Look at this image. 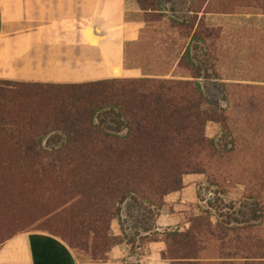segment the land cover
Wrapping results in <instances>:
<instances>
[{
  "label": "trees",
  "instance_id": "trees-1",
  "mask_svg": "<svg viewBox=\"0 0 264 264\" xmlns=\"http://www.w3.org/2000/svg\"><path fill=\"white\" fill-rule=\"evenodd\" d=\"M136 3L139 10L125 19L142 21L143 36L126 38L123 46V66L136 68V75L0 78V246L20 232L41 230L65 241L78 264H104L125 239L123 228L112 227L125 210L135 227L164 242L161 256L169 264H264L262 196L248 194L259 223L214 220L209 207L183 228L158 229L139 217L142 209L163 208L188 174L206 173L219 183V167L235 142L221 147L206 126L227 127L233 105L212 102L205 90L201 51L215 50L220 36L208 15H264V0ZM254 88L262 98L264 86ZM254 107L262 109L264 100Z\"/></svg>",
  "mask_w": 264,
  "mask_h": 264
},
{
  "label": "rangeland",
  "instance_id": "rangeland-1",
  "mask_svg": "<svg viewBox=\"0 0 264 264\" xmlns=\"http://www.w3.org/2000/svg\"><path fill=\"white\" fill-rule=\"evenodd\" d=\"M72 2L80 8V22L73 27L69 43L82 44L87 50L77 64L81 68H89L91 74H114L120 67L126 38L132 40L141 37L143 32L138 30L135 35L133 26L128 25L127 35H124L122 20H103L98 11L106 4L110 15L125 8L132 16V12L139 10L136 0H119V3L117 0ZM91 19L104 26L106 31L102 36L96 34L94 40L88 39L83 33V28ZM208 21L219 28L220 36L215 50L201 51L200 57L207 65L208 77L203 79L205 90L211 92L212 102L217 101L222 105L230 102L233 107L227 110L230 116L227 127L209 121L206 132L221 147L229 148L235 142V149L222 160L218 171L220 176L215 178L217 181L219 179L218 184L210 183V176L206 173L188 174L184 178L185 187L189 186L184 202L179 199L170 201L172 205L151 212L142 209L143 215L139 217L147 219L148 226L158 223L157 215L162 211H173V208L179 213V221L169 227H187L190 216L203 207H209L214 220H226L233 224L242 220L260 222V217L251 218L254 216L250 206L253 199L248 194L264 198V107L258 110L254 107L264 100V96L258 97L254 88L264 86V15L250 12L212 13L208 15ZM236 103L241 106L234 107ZM135 222L134 217L126 215L125 210L122 211V218L113 220V230L121 233L123 228L125 239L115 246L104 264H145L147 261L151 262L149 264H160V260L154 258L140 262L149 253L157 251L158 247H154L151 240L155 233H145L142 226H134ZM164 262L168 263L167 260ZM80 263L90 264V261L83 260Z\"/></svg>",
  "mask_w": 264,
  "mask_h": 264
},
{
  "label": "crops",
  "instance_id": "crops-1",
  "mask_svg": "<svg viewBox=\"0 0 264 264\" xmlns=\"http://www.w3.org/2000/svg\"><path fill=\"white\" fill-rule=\"evenodd\" d=\"M117 1L119 3V0ZM79 11L80 8L75 7L72 0H0V78L83 81L136 75V68L123 66L122 56L119 69L112 75L91 74L89 68H81L77 64L79 58L83 57L82 54L87 52L82 44L69 43L72 40L70 35L73 33V27L80 22ZM98 13L103 20H122L124 35L128 25L133 26L135 35L143 26V22L139 20L127 21L125 8L110 15L106 4H103ZM83 31L91 40L95 39L96 34L102 36L106 32L104 26L95 23L93 19L88 20ZM186 189L189 190V186L168 194L166 201L169 204L165 206L172 205L170 201L177 199L184 202ZM174 209L164 210L157 215L158 229L178 223L179 213ZM152 244L158 247V250L149 253L140 262L154 258L160 260V264H166V259L161 256L164 242L152 240ZM116 248L121 251L119 247ZM112 250H115V247ZM149 263L151 262L147 261L145 264ZM0 264H78V259L72 248L61 238L46 231L29 230L12 236L0 246Z\"/></svg>",
  "mask_w": 264,
  "mask_h": 264
},
{
  "label": "water",
  "instance_id": "water-1",
  "mask_svg": "<svg viewBox=\"0 0 264 264\" xmlns=\"http://www.w3.org/2000/svg\"><path fill=\"white\" fill-rule=\"evenodd\" d=\"M97 25V24H96ZM96 33H97V31H96Z\"/></svg>",
  "mask_w": 264,
  "mask_h": 264
}]
</instances>
